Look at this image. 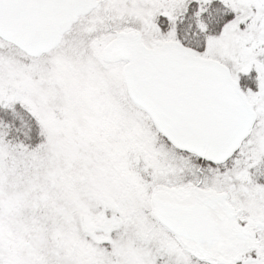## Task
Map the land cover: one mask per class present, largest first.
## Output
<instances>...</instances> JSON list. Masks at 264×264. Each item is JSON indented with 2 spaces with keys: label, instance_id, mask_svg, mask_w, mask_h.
<instances>
[{
  "label": "snow or ice",
  "instance_id": "snow-or-ice-1",
  "mask_svg": "<svg viewBox=\"0 0 264 264\" xmlns=\"http://www.w3.org/2000/svg\"><path fill=\"white\" fill-rule=\"evenodd\" d=\"M0 264H264V0H0Z\"/></svg>",
  "mask_w": 264,
  "mask_h": 264
}]
</instances>
